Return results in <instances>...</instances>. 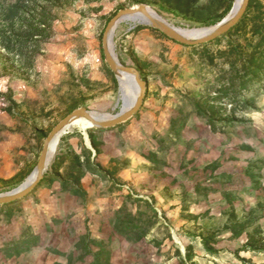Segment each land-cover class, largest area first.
<instances>
[{
  "label": "rangeland",
  "instance_id": "374dc122",
  "mask_svg": "<svg viewBox=\"0 0 264 264\" xmlns=\"http://www.w3.org/2000/svg\"><path fill=\"white\" fill-rule=\"evenodd\" d=\"M237 2L0 0V194L72 111L111 117L136 98L103 52L118 10L206 27ZM111 38L143 104L122 124L63 131L43 179L0 204V264H264V0L195 45L130 19Z\"/></svg>",
  "mask_w": 264,
  "mask_h": 264
},
{
  "label": "water",
  "instance_id": "95a60500",
  "mask_svg": "<svg viewBox=\"0 0 264 264\" xmlns=\"http://www.w3.org/2000/svg\"><path fill=\"white\" fill-rule=\"evenodd\" d=\"M250 0H242L239 5L236 4L235 8L231 12V14L222 22L215 26H206L203 27V31L200 36L194 39L185 38L174 31H171L165 27H163L156 20L151 18V21L146 20L145 22H139L143 24H151L162 31L164 34L169 36L170 38L188 45H195L203 42L210 41L222 34L228 32L233 26H235L239 20L244 16L248 4ZM142 13H147V7L145 5H139L138 7H125L121 8L116 12V14L109 20L104 36H103V52L105 58L110 65V67L116 72L117 77L118 73L122 72L126 75V79L121 81L118 77L119 84L122 90H126L127 92H138V96L134 99L130 105L126 106L124 104L122 110L117 115L111 117H102L98 115H94L87 108H78L72 111L70 114L65 116L59 123H57L52 130L47 135L43 148L41 150V154L38 160V175L34 179V181L26 186V187H18L11 192L0 194V204H7L14 201H17L24 196H26L44 177L45 169L48 167L50 162V157L52 155L53 149L62 135L65 127L76 118H84L92 122V126L98 128H107L113 127L119 124L124 123L128 119H130L135 113H137L144 101V96L146 93V83L140 77L138 70L135 68L125 65L119 59H115L112 53L110 52V48L108 46V37L109 35H113L115 27L125 18H132L134 16H140ZM54 146L52 147V144ZM52 147V151L50 152V148Z\"/></svg>",
  "mask_w": 264,
  "mask_h": 264
},
{
  "label": "bare ground",
  "instance_id": "6f19581e",
  "mask_svg": "<svg viewBox=\"0 0 264 264\" xmlns=\"http://www.w3.org/2000/svg\"><path fill=\"white\" fill-rule=\"evenodd\" d=\"M242 0H238L237 5H239V3H241ZM151 18H153L154 20H156L158 23H160L163 27L176 32L177 34L188 38V39H194L200 36L201 32L204 30L203 27H176L175 25L169 23L163 16H161L157 11H155L152 8L147 7V13H142V15L140 16H134L132 18H130V20L134 21L135 23H139V22H145L146 20L151 21ZM230 18V16H229ZM128 19V18H125ZM124 20V19H123ZM112 35L110 34L108 37V46L110 48V52L112 53V55L114 56L115 59H118L114 49H113V43H112ZM118 77L121 81L126 79V75L122 72L118 73ZM124 94L127 95V91L123 90ZM136 97L138 96V92H136ZM130 100V99H129ZM129 100L125 99V104L126 106L130 105L129 104ZM90 126H92V122L84 119V118H76L73 119L66 127L64 130H69V129H73V128H77L80 127L83 130H87V128H89ZM54 146V143L52 144V147ZM52 147L50 148V152L52 151ZM38 175V170H36L25 182L24 184L21 185V187H26L28 185H30L34 179L37 177Z\"/></svg>",
  "mask_w": 264,
  "mask_h": 264
},
{
  "label": "trees",
  "instance_id": "16d2710c",
  "mask_svg": "<svg viewBox=\"0 0 264 264\" xmlns=\"http://www.w3.org/2000/svg\"><path fill=\"white\" fill-rule=\"evenodd\" d=\"M122 63H124V62H122ZM125 64V63H124ZM15 202V201H14ZM11 203H13V202H11Z\"/></svg>",
  "mask_w": 264,
  "mask_h": 264
}]
</instances>
